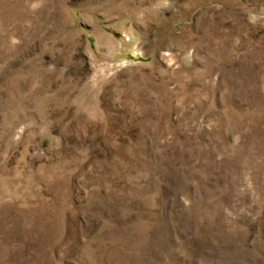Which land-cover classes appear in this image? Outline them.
<instances>
[{"label": "rangeland", "instance_id": "374dc122", "mask_svg": "<svg viewBox=\"0 0 264 264\" xmlns=\"http://www.w3.org/2000/svg\"><path fill=\"white\" fill-rule=\"evenodd\" d=\"M0 264H264V0H0Z\"/></svg>", "mask_w": 264, "mask_h": 264}]
</instances>
